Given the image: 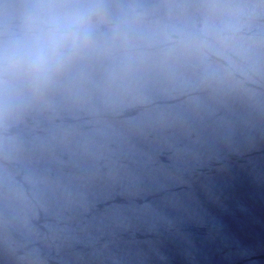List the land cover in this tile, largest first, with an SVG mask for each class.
I'll return each instance as SVG.
<instances>
[{
    "label": "water",
    "instance_id": "water-1",
    "mask_svg": "<svg viewBox=\"0 0 264 264\" xmlns=\"http://www.w3.org/2000/svg\"><path fill=\"white\" fill-rule=\"evenodd\" d=\"M0 264H264V0H0Z\"/></svg>",
    "mask_w": 264,
    "mask_h": 264
},
{
    "label": "clouds",
    "instance_id": "clouds-1",
    "mask_svg": "<svg viewBox=\"0 0 264 264\" xmlns=\"http://www.w3.org/2000/svg\"><path fill=\"white\" fill-rule=\"evenodd\" d=\"M84 23L83 14H77L71 19L69 27L78 29L77 31L70 32L68 28L59 27L41 31L29 23L22 38L15 41L10 48L0 49V109L6 103L2 91L5 72L29 73L37 77L45 75L62 59L60 50L65 42L70 41L75 46L86 34L83 31Z\"/></svg>",
    "mask_w": 264,
    "mask_h": 264
}]
</instances>
